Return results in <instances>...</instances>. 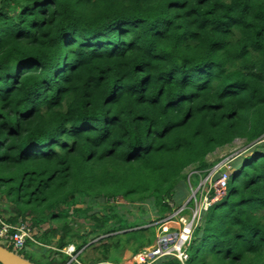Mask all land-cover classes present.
<instances>
[{
	"label": "trees",
	"instance_id": "obj_1",
	"mask_svg": "<svg viewBox=\"0 0 264 264\" xmlns=\"http://www.w3.org/2000/svg\"><path fill=\"white\" fill-rule=\"evenodd\" d=\"M263 137L264 0H0V194L23 206L0 214L63 216L50 264L82 239L59 202L154 198L160 220L184 171L239 138L257 157L237 161L187 263L264 264Z\"/></svg>",
	"mask_w": 264,
	"mask_h": 264
},
{
	"label": "rangeland",
	"instance_id": "obj_2",
	"mask_svg": "<svg viewBox=\"0 0 264 264\" xmlns=\"http://www.w3.org/2000/svg\"><path fill=\"white\" fill-rule=\"evenodd\" d=\"M260 140V146L264 147V137ZM258 141L255 140L253 143H247L245 138H239L232 143L217 148L206 156V163L213 164L206 173L196 169L195 167L197 166L187 168L184 171V177L179 181L176 188V196L168 201L173 212L166 213L160 220L171 216L178 210L184 209L186 212L183 214L189 219L193 218L196 212L198 214L197 221L194 224V231L197 227H202L203 229L205 227V217L207 216L208 210L227 195V179L238 169L239 163L237 161L245 159V157H257L258 151H254V146H251ZM259 152H264V150ZM215 169H218L217 172L208 177ZM221 177L226 178L225 185L220 182ZM199 187L203 193L202 201H200L201 192L197 193ZM195 194H199V197L193 204H190ZM73 197L74 199L70 197L67 202H59L55 209V211L67 209L68 214L66 217L68 226L73 229V234L78 233L82 236L81 240L75 238L73 242L69 243L68 247L70 249H64L67 253L70 250H74V252L70 253V261L67 264L74 261L79 255H81L80 260H75L76 262L72 264H135L138 261L137 255L139 251L135 253L133 250L134 246L143 245L145 243L143 237L145 236L148 238L153 237L154 231L150 229L152 228L151 225L153 224L152 226H155V223L159 221H156V219L160 217L158 212L160 207L156 204L155 199L150 198L131 203L123 197H118L117 201H112L111 199L107 202L102 195L97 194H74ZM205 197L207 199H204ZM20 206L23 207L9 200L6 194H0V213L3 214L4 218L7 219L9 216H16L13 208ZM24 208L27 209L26 206ZM6 211L7 213H5ZM103 217L109 218L107 226L116 229L114 233L118 232V235H105L98 230L96 222L100 221ZM43 220L44 218L37 211L19 216L18 222H27L34 229L35 240L28 241L24 249L15 250L14 247H11L17 254L34 264H50L48 262L49 259L55 257L53 252L56 250V241L63 233L60 228L65 220L63 216L61 218H51L48 221ZM119 225L124 226L123 229L119 230ZM134 225L135 227L129 229V226ZM140 228H148L145 234H143V237L138 238L137 236L139 234L136 232L125 234L133 229ZM202 229L200 230V235H202ZM52 231L57 233L55 239L52 240L51 244H45L42 240L43 234L49 233L51 235L53 233ZM92 231L99 232L93 234ZM156 233L155 229V235ZM127 239L130 240L126 241ZM81 241H86L87 244L82 250L77 252L76 244ZM0 242L4 241L0 240ZM116 244L119 245L116 246ZM104 254H108L107 258Z\"/></svg>",
	"mask_w": 264,
	"mask_h": 264
},
{
	"label": "built area",
	"instance_id": "obj_3",
	"mask_svg": "<svg viewBox=\"0 0 264 264\" xmlns=\"http://www.w3.org/2000/svg\"><path fill=\"white\" fill-rule=\"evenodd\" d=\"M217 170H213L208 177L215 174ZM220 182L225 185L226 178L221 177ZM199 192H201L200 201H202L203 193L200 187L197 190V193ZM198 197L199 194H195L192 201H196ZM204 199H207V197ZM184 212H186L184 209L178 210L171 216L155 223L157 232L155 242L153 245L139 251L137 255L139 264H162V261L169 257L178 259L182 264L189 261V248L193 240L194 224L197 221L198 214L196 212L194 217L189 219L183 214ZM0 240L7 242L15 250L24 249L28 241L35 240V232L27 222L8 223L0 214ZM64 252L67 253L65 250ZM72 252L74 250H70L67 254L71 255Z\"/></svg>",
	"mask_w": 264,
	"mask_h": 264
},
{
	"label": "water",
	"instance_id": "obj_4",
	"mask_svg": "<svg viewBox=\"0 0 264 264\" xmlns=\"http://www.w3.org/2000/svg\"><path fill=\"white\" fill-rule=\"evenodd\" d=\"M0 264H34L0 244Z\"/></svg>",
	"mask_w": 264,
	"mask_h": 264
},
{
	"label": "crops",
	"instance_id": "obj_5",
	"mask_svg": "<svg viewBox=\"0 0 264 264\" xmlns=\"http://www.w3.org/2000/svg\"><path fill=\"white\" fill-rule=\"evenodd\" d=\"M153 231H154L153 234H154V239H155V228L153 229ZM153 242H154V240H153ZM153 242H152V243H153ZM152 243H151V244H152ZM151 244H150V245H151ZM68 246H69V245H68ZM68 246H66L64 249L68 248ZM64 249H63V250H64ZM139 251H140V250H139ZM138 253H139V252H138ZM79 257H81V255H79ZM77 258H78V256H77ZM77 258H76V259H77ZM76 259H75V260H76ZM135 264H139V263L137 262V263H135Z\"/></svg>",
	"mask_w": 264,
	"mask_h": 264
}]
</instances>
